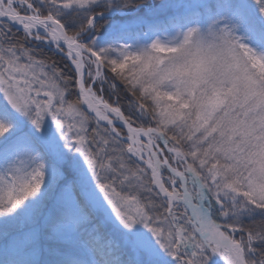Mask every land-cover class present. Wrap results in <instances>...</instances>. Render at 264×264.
Instances as JSON below:
<instances>
[{"label": "snow or ice", "instance_id": "obj_1", "mask_svg": "<svg viewBox=\"0 0 264 264\" xmlns=\"http://www.w3.org/2000/svg\"><path fill=\"white\" fill-rule=\"evenodd\" d=\"M0 264H264V0H0Z\"/></svg>", "mask_w": 264, "mask_h": 264}]
</instances>
